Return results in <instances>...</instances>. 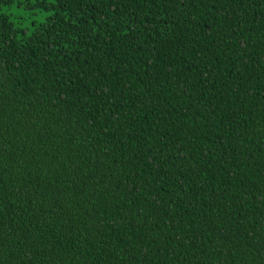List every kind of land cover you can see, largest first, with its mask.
<instances>
[{"label": "trees", "instance_id": "trees-1", "mask_svg": "<svg viewBox=\"0 0 264 264\" xmlns=\"http://www.w3.org/2000/svg\"><path fill=\"white\" fill-rule=\"evenodd\" d=\"M0 264H264V0H0Z\"/></svg>", "mask_w": 264, "mask_h": 264}, {"label": "rangeland", "instance_id": "rangeland-1", "mask_svg": "<svg viewBox=\"0 0 264 264\" xmlns=\"http://www.w3.org/2000/svg\"><path fill=\"white\" fill-rule=\"evenodd\" d=\"M0 12L17 22L19 27L28 34L32 31L35 24H38L49 15L48 12L28 10L19 2L1 7Z\"/></svg>", "mask_w": 264, "mask_h": 264}]
</instances>
